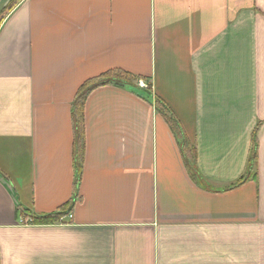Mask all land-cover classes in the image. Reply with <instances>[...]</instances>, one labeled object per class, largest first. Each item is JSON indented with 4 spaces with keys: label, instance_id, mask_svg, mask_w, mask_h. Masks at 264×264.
Returning <instances> with one entry per match:
<instances>
[{
    "label": "crops",
    "instance_id": "1",
    "mask_svg": "<svg viewBox=\"0 0 264 264\" xmlns=\"http://www.w3.org/2000/svg\"><path fill=\"white\" fill-rule=\"evenodd\" d=\"M115 68L152 97L87 93L77 174V90ZM0 264H264V0H20L0 23Z\"/></svg>",
    "mask_w": 264,
    "mask_h": 264
},
{
    "label": "trees",
    "instance_id": "2",
    "mask_svg": "<svg viewBox=\"0 0 264 264\" xmlns=\"http://www.w3.org/2000/svg\"><path fill=\"white\" fill-rule=\"evenodd\" d=\"M20 0H12L0 13V23L6 17V15L17 5ZM141 76L135 75L129 71L115 68L108 70L99 76L90 78L84 81L77 90L74 102H73V123L75 127V151H76V170L77 174L81 169L82 162V153H83V113H84V103L87 93L94 88L95 86L103 83H115L119 85L129 84L136 89H140L142 94L146 98H151V84L148 80H145L147 87H140L138 85L139 79ZM143 79H146L143 77ZM153 103L156 111L164 117L168 126L171 128L175 136L181 139V150L185 155V158L189 161H193L195 148L188 142L185 137L182 126L173 113L172 109L165 103L159 96H153ZM252 152H251V161L253 162L256 156V141L255 138L252 139ZM189 172L193 178H196V175L189 169ZM244 177H241L239 181L241 182ZM68 211V210H67ZM63 207H60L53 213L49 214H37L32 217L34 223H50L59 220L65 212H67ZM23 213V212H22Z\"/></svg>",
    "mask_w": 264,
    "mask_h": 264
},
{
    "label": "water",
    "instance_id": "3",
    "mask_svg": "<svg viewBox=\"0 0 264 264\" xmlns=\"http://www.w3.org/2000/svg\"><path fill=\"white\" fill-rule=\"evenodd\" d=\"M12 0H0V13Z\"/></svg>",
    "mask_w": 264,
    "mask_h": 264
},
{
    "label": "built area",
    "instance_id": "4",
    "mask_svg": "<svg viewBox=\"0 0 264 264\" xmlns=\"http://www.w3.org/2000/svg\"><path fill=\"white\" fill-rule=\"evenodd\" d=\"M138 85H139L140 87H147V83L144 82V81H142V80H139V81H138Z\"/></svg>",
    "mask_w": 264,
    "mask_h": 264
}]
</instances>
